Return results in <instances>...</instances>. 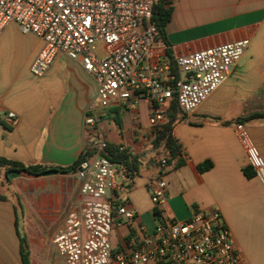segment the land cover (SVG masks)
<instances>
[{"label": "crops", "instance_id": "obj_1", "mask_svg": "<svg viewBox=\"0 0 264 264\" xmlns=\"http://www.w3.org/2000/svg\"><path fill=\"white\" fill-rule=\"evenodd\" d=\"M240 40H249V46L223 84L192 115L177 114L171 135L181 153L165 176L163 211L170 219L186 220L195 211L218 209L245 263L264 264V190L247 157L248 147L255 146L264 159V117L247 119L264 114V0L176 1L166 37L158 38L150 63L169 64L161 78L170 83L177 57ZM44 45L16 23L0 36V157L64 168L97 139L122 147L129 156V167L123 165L131 174L127 192L119 196L135 212V228L115 211L121 223L113 229L111 244L113 253L127 251L134 238H141L139 226L152 232L161 220L154 215L150 184L167 152L163 142L156 143L151 105L140 100L133 107L120 102L94 106L89 113L96 125L87 135L84 120L96 100V80L64 54L41 76L32 74ZM9 113L15 114L14 122ZM206 163L211 167L201 171ZM74 172H22L8 182L0 168V264H23L22 239L30 264H57L59 259L66 264L52 237L81 199Z\"/></svg>", "mask_w": 264, "mask_h": 264}, {"label": "built area", "instance_id": "obj_2", "mask_svg": "<svg viewBox=\"0 0 264 264\" xmlns=\"http://www.w3.org/2000/svg\"><path fill=\"white\" fill-rule=\"evenodd\" d=\"M156 1L0 0V36L8 24L16 23L24 34L44 41L31 65L35 76L44 74L57 55L64 54L94 77L97 96L85 116L87 135L96 125L89 113L94 106L107 108L120 102L133 107L140 100L151 105L150 124L159 132L168 103L176 98L180 111L192 115L237 66L249 40L179 56L175 60L179 80L174 85L164 82L161 73L169 64L150 63L160 37L152 23ZM15 117L8 114L11 122ZM107 146L104 139L88 144L91 154L74 172L81 199L52 237L66 264H246L218 209L195 211L186 220L164 214L168 201L165 176L170 171L166 158L160 159L159 175L150 184L151 200L161 220L152 232L139 226L141 238H134L129 250L113 253L115 225L125 220L135 228V212L121 204L119 196L127 192L125 182L131 173L108 158ZM247 157L264 190V159L255 146L248 147Z\"/></svg>", "mask_w": 264, "mask_h": 264}, {"label": "trees", "instance_id": "obj_3", "mask_svg": "<svg viewBox=\"0 0 264 264\" xmlns=\"http://www.w3.org/2000/svg\"><path fill=\"white\" fill-rule=\"evenodd\" d=\"M176 1L178 0H157L153 8L152 23L157 27V29L160 32V36L164 39L166 37V27L172 19V14L174 11ZM179 78H180V72L178 70V67L176 63L172 61L170 83L174 85L179 80ZM178 112L181 113L176 98H173L169 102L167 108L166 122L163 124L162 129L158 132L157 135L156 143L163 142L165 151L167 152L164 157L167 159L169 165L181 153L180 144L171 135L172 128L176 123V121L178 120L177 119ZM259 117H264V114H256L254 116H250L247 119L250 120ZM241 121L242 120H238V122ZM90 154H91L90 150L86 151L78 158V160L74 164L64 168L47 167L42 165H25L23 163L11 161L3 157H0V168L3 171V176L5 181L8 182L11 181L8 175L14 171L25 172L33 176H38L47 171H52V170H56L61 173H68L75 171L76 168L80 165V163L84 161L86 158H88ZM106 155L108 156V158H110V160L113 163L124 164L127 167H129V156L125 152H121L119 148L116 147L114 144L108 143V146L106 148ZM210 167H211V163H206L200 167V170L206 171ZM154 215L155 216L159 215V211L157 209H155ZM21 255H22L23 264H30V260H29L30 254L27 249V244L25 239L24 240L22 239Z\"/></svg>", "mask_w": 264, "mask_h": 264}, {"label": "water", "instance_id": "obj_4", "mask_svg": "<svg viewBox=\"0 0 264 264\" xmlns=\"http://www.w3.org/2000/svg\"><path fill=\"white\" fill-rule=\"evenodd\" d=\"M57 172H58V171H56V170L47 171V172L43 173V175H45V176H47V175H54V174H56ZM21 173H22V172L14 171V172H11V173L8 175V177H9L10 179H16V178H18V177L21 176Z\"/></svg>", "mask_w": 264, "mask_h": 264}, {"label": "rangeland", "instance_id": "obj_5", "mask_svg": "<svg viewBox=\"0 0 264 264\" xmlns=\"http://www.w3.org/2000/svg\"><path fill=\"white\" fill-rule=\"evenodd\" d=\"M119 176V175H118ZM57 264H64L62 260L59 259V261H57Z\"/></svg>", "mask_w": 264, "mask_h": 264}]
</instances>
